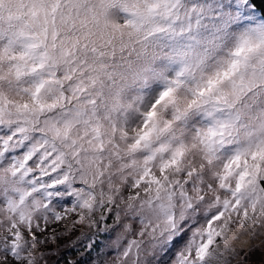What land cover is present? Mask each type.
Here are the masks:
<instances>
[{
  "label": "snow or ice",
  "instance_id": "snow-or-ice-1",
  "mask_svg": "<svg viewBox=\"0 0 264 264\" xmlns=\"http://www.w3.org/2000/svg\"><path fill=\"white\" fill-rule=\"evenodd\" d=\"M257 240L264 0H0V264H264Z\"/></svg>",
  "mask_w": 264,
  "mask_h": 264
},
{
  "label": "clouds",
  "instance_id": "clouds-1",
  "mask_svg": "<svg viewBox=\"0 0 264 264\" xmlns=\"http://www.w3.org/2000/svg\"><path fill=\"white\" fill-rule=\"evenodd\" d=\"M242 30L243 26H232L223 33H215L209 30L205 33V38L209 40H215L216 43L221 45V47L217 49V52L222 53L225 49L231 47L234 44ZM164 51L167 52L168 49L166 48ZM156 67H167L168 71L174 74L180 68V64L178 62H170L168 57L163 55L157 60Z\"/></svg>",
  "mask_w": 264,
  "mask_h": 264
},
{
  "label": "rangeland",
  "instance_id": "rangeland-1",
  "mask_svg": "<svg viewBox=\"0 0 264 264\" xmlns=\"http://www.w3.org/2000/svg\"><path fill=\"white\" fill-rule=\"evenodd\" d=\"M258 15V14H257ZM255 250L252 252V254L249 256V259L252 261H256L258 262L261 259V256L264 255V253H262L261 251V247H260V242L259 240H257L255 242ZM243 257V254H242Z\"/></svg>",
  "mask_w": 264,
  "mask_h": 264
},
{
  "label": "trees",
  "instance_id": "trees-1",
  "mask_svg": "<svg viewBox=\"0 0 264 264\" xmlns=\"http://www.w3.org/2000/svg\"><path fill=\"white\" fill-rule=\"evenodd\" d=\"M259 15V14H258Z\"/></svg>",
  "mask_w": 264,
  "mask_h": 264
}]
</instances>
